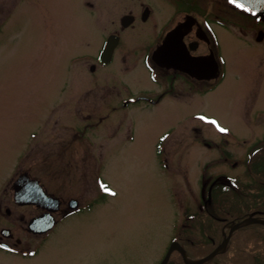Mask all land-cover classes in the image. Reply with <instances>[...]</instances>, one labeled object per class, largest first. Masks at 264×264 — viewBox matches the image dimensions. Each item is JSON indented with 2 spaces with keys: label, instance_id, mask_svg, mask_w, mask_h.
<instances>
[{
  "label": "rangeland",
  "instance_id": "rangeland-1",
  "mask_svg": "<svg viewBox=\"0 0 264 264\" xmlns=\"http://www.w3.org/2000/svg\"><path fill=\"white\" fill-rule=\"evenodd\" d=\"M138 2L0 0V228L24 243L30 237L24 222L36 211L9 196L22 170L51 191L95 193L89 183L97 176L114 190L102 194L105 200L82 197L92 209L55 227L34 258L0 252V264H155L174 238L200 257L220 242L222 220L255 207L251 196L264 174L249 165L264 159V48L220 28L226 76L215 89L193 96L180 86L155 106L120 105L124 95L155 93L147 72L129 71L123 89V52L119 66L93 75L84 54L94 55L101 32ZM145 2L155 24L127 31L121 48L151 42L152 27L181 8L171 0ZM198 113L227 131L208 128ZM84 127L85 136L75 133ZM211 182L218 187L203 215L201 195ZM251 230L234 233L227 252L209 264H252L256 254L253 264H264V236ZM168 264L183 263L174 253Z\"/></svg>",
  "mask_w": 264,
  "mask_h": 264
},
{
  "label": "flooded vegetation",
  "instance_id": "flooded-vegetation-1",
  "mask_svg": "<svg viewBox=\"0 0 264 264\" xmlns=\"http://www.w3.org/2000/svg\"><path fill=\"white\" fill-rule=\"evenodd\" d=\"M171 1L179 2L181 8L176 7L171 16L164 21L162 27L160 25L152 27V41L142 44L140 47L137 44L135 48L126 49L121 48V44L122 41L124 42V35L127 31L134 29L138 24L152 23L153 9L145 0H142L141 3L138 2L134 5V10H128L120 15L116 26L110 32L106 34L101 32V43L95 54L87 55V59L90 60L89 72L93 75L113 63L119 66V54L123 52V55L120 56L123 63V89H127L125 75L140 66L147 72L145 76L148 79L152 78L155 82L154 88H152L155 93L151 92L152 94L147 95L138 93L137 98L139 99L136 103L142 102L146 106H155L167 94L175 96L177 88L180 86L184 88L187 95H205L209 88L218 86L224 79L226 75L225 59L220 51L218 29H228L234 36L264 48V23L256 19L252 13L237 8L229 0ZM84 5L91 15L95 13L92 4L84 3ZM174 28L178 30L172 34L168 47L160 49L165 36ZM235 28H238V33H234L232 30ZM108 37L112 40L114 48L110 55V61L104 64L99 62V56ZM126 96H123V106L128 105ZM101 119L102 117H98L99 121ZM75 130L77 129L75 128ZM85 130L87 128L84 127L83 130H77L75 133L85 136ZM41 184L48 195L60 200V205L54 213V217L57 219L54 227L59 226L66 219L92 209V202L86 206L85 202L80 201L82 197L83 199H94L96 194L89 192L91 190L72 191L66 190L65 187L60 191H51L43 182ZM89 186L96 192L95 180L91 179ZM9 196L12 204L18 207H31L36 211V214L24 222V232L30 236L25 243L22 239L15 237L7 227L0 229V245H8L7 248L0 247V252L16 256L19 259L34 258L39 249L42 246L45 247L46 235L50 231L43 235L33 234L27 231L26 226L30 219L46 212V210L31 205L19 206L13 202L12 191ZM72 199L76 203L71 202ZM44 205L46 208L49 207L46 203ZM4 214L10 216V209L4 208ZM18 219L24 220L22 216H18ZM3 229L9 231L3 234L1 233Z\"/></svg>",
  "mask_w": 264,
  "mask_h": 264
},
{
  "label": "water",
  "instance_id": "water-1",
  "mask_svg": "<svg viewBox=\"0 0 264 264\" xmlns=\"http://www.w3.org/2000/svg\"><path fill=\"white\" fill-rule=\"evenodd\" d=\"M245 2L253 9V11L256 13V16L264 21V0H245ZM167 37H168V35H167ZM166 45L167 44L165 43L162 47H164V46L166 47ZM107 46H108V43H106L104 51L105 52L107 51L106 53L109 54L111 51V48L109 46L107 48ZM24 177H26L25 174L24 173L21 174L19 176V178L17 179V181L13 185V190L15 192L14 195H15L16 200L21 199V198L23 199V196H21V194L23 195V192L26 191V187L28 186L26 179H24ZM32 182L36 186L37 181H32ZM38 191L40 192L39 189H38ZM248 223H258V224L264 225V220L253 217V216H248L244 221L236 224L233 229L238 228V227L245 225V224H248ZM230 233H231V231H230ZM230 233H229V235H230ZM229 235H228V237H226L223 240V242L218 246V248H216L208 256H206L202 259L196 260V261H192V262L186 258L183 248H181L176 242H172L169 245L168 250H167L164 258L160 262V264H166V262H167L172 251H177L180 254L184 264H203L206 261H208L209 259H211L217 252L222 251V249L225 247V245L227 243Z\"/></svg>",
  "mask_w": 264,
  "mask_h": 264
},
{
  "label": "trees",
  "instance_id": "trees-1",
  "mask_svg": "<svg viewBox=\"0 0 264 264\" xmlns=\"http://www.w3.org/2000/svg\"><path fill=\"white\" fill-rule=\"evenodd\" d=\"M251 170L257 175L264 174V159L258 160L257 162L251 165ZM255 209L256 210H264V182L257 184L256 193H255ZM245 216V215H244ZM252 229L251 231L255 232L257 236L262 234L264 236V226L261 225H248L246 229ZM256 245L254 248L256 249ZM257 259V256H255Z\"/></svg>",
  "mask_w": 264,
  "mask_h": 264
},
{
  "label": "snow or ice",
  "instance_id": "snow-or-ice-1",
  "mask_svg": "<svg viewBox=\"0 0 264 264\" xmlns=\"http://www.w3.org/2000/svg\"><path fill=\"white\" fill-rule=\"evenodd\" d=\"M230 2L235 5L237 8L241 9V10H245V11H248V12H252L253 9L245 2V0H230ZM200 119H203V120H206V121H209L210 123L212 124H215L217 128H220L221 131H227V129H224V128H221V126L219 125V123L215 120L214 117H209V116H203L201 114H197ZM101 188H103L104 190L114 194V190L107 187V185L101 183ZM0 247H4V248H7L8 245H0Z\"/></svg>",
  "mask_w": 264,
  "mask_h": 264
}]
</instances>
